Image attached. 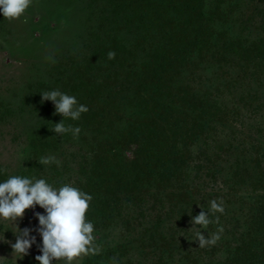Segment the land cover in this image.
<instances>
[{
	"label": "trees",
	"instance_id": "obj_1",
	"mask_svg": "<svg viewBox=\"0 0 264 264\" xmlns=\"http://www.w3.org/2000/svg\"><path fill=\"white\" fill-rule=\"evenodd\" d=\"M101 1L106 5L101 13L115 25L110 33L123 23L131 38L106 33L73 80L40 88V94L58 89L75 96L88 111L76 121L63 118L40 96L42 111L51 119L41 138L30 142L35 152L31 161L37 158L30 165L38 167L36 162L49 151L58 152L61 143L77 139L70 163L50 164L68 165L73 176L67 181L56 176L46 180L56 188L71 183L91 195L86 217L94 225V235L116 227L121 244L114 251H127L130 264H264V165L251 173L249 185L256 199L246 212L240 206L230 214V237L220 234L215 245L201 248L173 231L184 232L181 220L196 215L188 202L193 200L188 195L192 176L216 178L220 172L205 147L222 108L205 93L193 91L185 78L196 73L201 62L228 57L225 41H219L214 30L224 2L210 0L215 7H207L206 0ZM109 51L116 54L112 60L107 58ZM230 56L243 65V73L252 65L250 72L256 74L261 69L258 60H264V40L248 44L235 37L230 40ZM62 119L66 126L81 129L78 137L52 132ZM236 161L230 176L240 170L245 177L247 168ZM109 251L106 257L100 252L82 264H109L118 256Z\"/></svg>",
	"mask_w": 264,
	"mask_h": 264
},
{
	"label": "rangeland",
	"instance_id": "obj_2",
	"mask_svg": "<svg viewBox=\"0 0 264 264\" xmlns=\"http://www.w3.org/2000/svg\"><path fill=\"white\" fill-rule=\"evenodd\" d=\"M222 1L214 30L216 38L225 41L228 57H221L215 63L212 60L201 62L197 72L185 78L193 91L205 93L220 104L223 111L221 120L214 124L208 137L209 146L205 147L210 162L220 170L219 176L213 178L201 174L199 178L192 176L189 181L194 184L188 193L193 200L188 202L196 215L201 209L209 211V201H223L222 214L209 213L210 220L219 217V224L214 222L211 227L201 229V234L209 237L228 222L230 225H225L221 234L230 237L231 222L234 221L230 214L240 206L246 212L256 199L254 188L249 185L251 173L258 165H264V60H258L261 69L256 74L250 72L252 65L247 73H243V65L230 56V40L235 37H241L248 44L264 40V0ZM206 3L207 7H215L213 1L206 0ZM105 7L101 0H32V5L19 19L9 21L0 16V182L11 175H33L36 179L56 176L66 181L73 176L68 165L63 166V163L60 167L44 165V168L38 162V167L30 165L31 154H35L30 142L41 138L43 126L51 119L42 111L39 92L43 86L73 80L83 59L92 55L95 45L106 33L127 40L131 38L130 28L123 23L110 33L115 25L109 24L112 20L106 13H101ZM77 143V139L61 143L63 148L58 152L49 151L48 156L70 163L68 157L78 148ZM60 151L62 155L59 156ZM35 160L31 162L35 163ZM235 160L247 168L245 177L240 170L230 176V167ZM35 213L43 214V209L37 206L26 210L23 218L17 221L19 229L33 230L30 235L36 237V243L16 264H37L35 257L40 255L41 238L36 231ZM193 217L190 215L181 220L184 232L178 228L173 230L187 243L193 241L194 233L189 232ZM5 230L7 226L0 224V236L4 237L0 240V257L11 260L15 236ZM117 232L116 227L100 230L95 236L96 244L101 248V256H108L109 250L118 254L109 264H130L127 251H114L116 245L121 244L116 241ZM102 234H106L104 239ZM91 256L77 260L76 264H82ZM4 264L12 262L5 261Z\"/></svg>",
	"mask_w": 264,
	"mask_h": 264
},
{
	"label": "clouds",
	"instance_id": "obj_3",
	"mask_svg": "<svg viewBox=\"0 0 264 264\" xmlns=\"http://www.w3.org/2000/svg\"><path fill=\"white\" fill-rule=\"evenodd\" d=\"M32 5V0H0V16L6 20L19 19ZM115 52L109 51L107 58H115ZM41 96V102L50 101L55 114L73 121L79 120L83 113L88 111L87 106L79 104L76 97L63 93L58 89L45 91ZM81 129L72 125H65L63 119L54 125L52 132L56 134L71 133L78 137ZM38 163L59 166L55 156L42 157ZM92 196L81 191L71 183L62 184L59 188L48 183L46 179L28 178L21 175H11L0 182V224L6 225L7 230L15 236V243L11 244L12 259L0 257V264L5 261H16L28 255L29 249L36 243V237L31 236L30 228L19 229L17 221L23 218L26 210L39 207L43 214L35 213L38 221L37 234L41 238L39 246L40 255L35 257L37 264H53L62 261L63 264H76V261L88 255H98L101 248L96 244L94 225L87 220L86 213L89 210ZM223 213V201H209V211L201 209L200 213L193 217V240L199 247L213 246L219 241L223 227L217 228L211 237L201 234V229L216 223L209 219V213ZM199 226V227H197ZM4 231V232H5ZM3 235L0 240H3ZM7 243V241H5Z\"/></svg>",
	"mask_w": 264,
	"mask_h": 264
}]
</instances>
